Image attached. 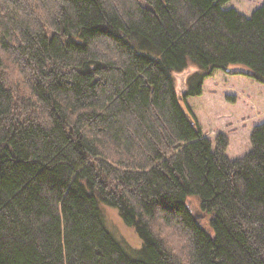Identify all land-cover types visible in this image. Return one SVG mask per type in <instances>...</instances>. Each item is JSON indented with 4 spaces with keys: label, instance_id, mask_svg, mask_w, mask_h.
Returning <instances> with one entry per match:
<instances>
[{
    "label": "trees",
    "instance_id": "1",
    "mask_svg": "<svg viewBox=\"0 0 264 264\" xmlns=\"http://www.w3.org/2000/svg\"><path fill=\"white\" fill-rule=\"evenodd\" d=\"M227 1L0 0V264H264V121L230 158L175 91L264 85V2Z\"/></svg>",
    "mask_w": 264,
    "mask_h": 264
},
{
    "label": "rangeland",
    "instance_id": "2",
    "mask_svg": "<svg viewBox=\"0 0 264 264\" xmlns=\"http://www.w3.org/2000/svg\"><path fill=\"white\" fill-rule=\"evenodd\" d=\"M263 1L229 0L223 8H235L249 16ZM195 70L194 66H187L173 73L176 93L182 99V106L186 110L190 108L208 138L212 139L218 131L226 133L230 139L226 150L228 157L242 155L243 149H247L248 145L250 147L249 133L252 126L264 121V85L243 75V65L234 64L225 70H215L211 76L206 77L200 95L183 96L187 78ZM100 209L108 230L124 249L138 250L142 246L136 232L123 223L116 209L106 204H100ZM197 211L195 208L194 212Z\"/></svg>",
    "mask_w": 264,
    "mask_h": 264
},
{
    "label": "water",
    "instance_id": "3",
    "mask_svg": "<svg viewBox=\"0 0 264 264\" xmlns=\"http://www.w3.org/2000/svg\"><path fill=\"white\" fill-rule=\"evenodd\" d=\"M203 217V214L199 213V212H194L193 213V218L194 219H201Z\"/></svg>",
    "mask_w": 264,
    "mask_h": 264
}]
</instances>
